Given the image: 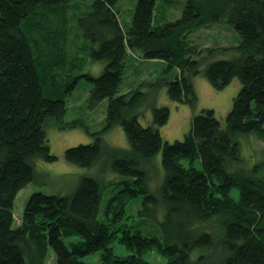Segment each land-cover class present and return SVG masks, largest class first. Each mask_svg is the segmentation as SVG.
<instances>
[{
	"label": "trees",
	"instance_id": "obj_1",
	"mask_svg": "<svg viewBox=\"0 0 264 264\" xmlns=\"http://www.w3.org/2000/svg\"><path fill=\"white\" fill-rule=\"evenodd\" d=\"M155 4L91 0L75 12L81 7L71 0H0V264H45L49 249L55 264H86L95 253L100 264H150L145 256L153 251L161 264H264V160L252 148L246 156L241 139L242 155L235 139L264 140V0H185L180 16L160 25H153ZM127 5L128 21L120 16ZM217 24L229 25L238 44L200 48L191 39ZM72 38L75 49L105 64L100 75L84 71L69 50ZM221 52L232 57L200 69ZM135 62H160L162 73L119 94ZM198 73L216 89L238 79L225 124L204 109L182 140L163 142L158 128L169 110L152 108L143 126L140 88L163 85L172 101L193 105L191 76ZM81 78L92 84L89 107L108 100L104 130L119 124L128 148L108 146L76 120L66 127H83L93 141L67 148L64 157L81 167L101 160V172L119 177L83 176L66 195L34 192L13 227L15 198L35 180L36 161L56 159L43 126L62 121L65 98ZM159 151L164 173L153 188L148 161ZM139 197L145 219L125 226V208ZM116 240L124 254L112 248Z\"/></svg>",
	"mask_w": 264,
	"mask_h": 264
},
{
	"label": "rangeland",
	"instance_id": "obj_2",
	"mask_svg": "<svg viewBox=\"0 0 264 264\" xmlns=\"http://www.w3.org/2000/svg\"><path fill=\"white\" fill-rule=\"evenodd\" d=\"M72 4L78 5L81 8L76 10L85 11L87 5L91 0H71ZM163 2V3H162ZM185 0H168L164 3L163 0H156L153 25H160L162 23L173 21L180 16L181 10L184 6ZM77 6V7H78ZM130 8L128 5L123 7L120 12L121 18L129 20ZM73 37V36H72ZM191 39L200 48L216 47V46H234L238 44L239 37L237 33L227 24H217L209 29H200L192 34ZM69 50L72 54H78L84 71L88 72L93 77L100 75L104 68V63L93 61L90 57L83 53L81 49H75V42L72 40L69 43ZM232 55L230 53H219L211 59L203 61L199 65L203 69L208 62L218 59H229ZM207 63V64H206ZM133 63L132 68L129 70V78H125L119 94L125 93L130 89V85H136L140 80H153L156 76L162 73L163 65L157 63ZM136 71L139 73L136 75ZM140 76L141 78H137ZM191 83L193 85L194 93L196 96L193 105L188 103H178L172 101L166 91L165 86L158 88H150L142 86L140 90L146 94L137 105L138 121L146 126L152 122V108L166 107L169 110V118L167 123L159 126V133L163 142L173 143L176 140H182L184 135L190 128V123L194 115L198 114L201 110L211 109L214 111L216 118L220 121L221 125L225 124V118L232 107V102L237 94L240 83L238 79H232L225 87L216 89L201 73L191 76ZM92 89V84L85 78L79 79L75 89L66 96V113L62 117V121L50 120L44 124V130L47 136L50 153L56 157L52 162H47L42 159L36 161V177L35 180L27 184L17 194L14 207H13V227L19 223L22 209L27 197L34 192H45L48 194L66 195L71 194L77 187L79 180L83 176H100L102 178L107 175L119 177L112 171L101 172L100 167L103 164L96 163L92 167H81L76 164L68 162L64 157V151L72 146L79 144H87L93 141V136L89 133L100 132L103 141L108 146L126 149L128 148V141L123 128L117 124L108 130H104L108 100H102L95 107H89L88 96ZM76 120L82 121L88 132L83 127L67 128L65 124L74 122ZM235 139L240 142L243 140V148L247 156L254 149V153L259 157L258 162L264 160V140L258 139L254 134L242 135L238 134ZM249 139V140H248ZM250 139H253L250 140ZM241 154L243 149L241 145ZM250 166L254 164L248 162ZM148 170L151 175V186L155 188L163 178V169L161 166V151L157 152L148 161ZM107 192V190H106ZM106 195V193H105ZM231 195L234 199H238V190L233 189ZM141 198L133 199L125 208V216L120 223L125 226L134 227L145 217L141 213ZM154 227L157 223H154ZM149 230L152 227H147ZM146 233L147 229H143ZM112 248L115 253L124 254L125 249L119 245L118 241L112 242ZM196 253H193V257ZM150 264H161L165 261L163 257L153 252H148L145 256ZM86 264H100L99 253H95L84 258ZM45 264H55L54 253L51 249L48 251V256Z\"/></svg>",
	"mask_w": 264,
	"mask_h": 264
}]
</instances>
